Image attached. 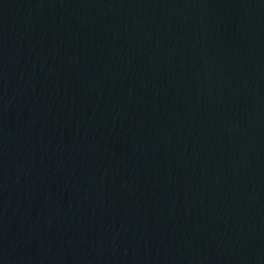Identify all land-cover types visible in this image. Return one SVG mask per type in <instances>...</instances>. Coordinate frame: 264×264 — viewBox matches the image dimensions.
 Returning a JSON list of instances; mask_svg holds the SVG:
<instances>
[{
	"label": "water",
	"instance_id": "obj_1",
	"mask_svg": "<svg viewBox=\"0 0 264 264\" xmlns=\"http://www.w3.org/2000/svg\"><path fill=\"white\" fill-rule=\"evenodd\" d=\"M0 264H264V0H0Z\"/></svg>",
	"mask_w": 264,
	"mask_h": 264
}]
</instances>
